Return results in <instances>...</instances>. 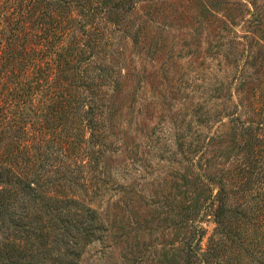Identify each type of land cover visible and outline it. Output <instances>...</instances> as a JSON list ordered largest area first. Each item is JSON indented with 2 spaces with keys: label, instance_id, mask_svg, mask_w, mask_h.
Masks as SVG:
<instances>
[{
  "label": "trees",
  "instance_id": "obj_1",
  "mask_svg": "<svg viewBox=\"0 0 264 264\" xmlns=\"http://www.w3.org/2000/svg\"><path fill=\"white\" fill-rule=\"evenodd\" d=\"M139 1L0 0V264H76L96 238L110 58ZM233 121L242 151L209 202L192 197L174 220L193 228L167 264H264V124ZM210 207L203 248L196 216Z\"/></svg>",
  "mask_w": 264,
  "mask_h": 264
},
{
  "label": "rangeland",
  "instance_id": "obj_2",
  "mask_svg": "<svg viewBox=\"0 0 264 264\" xmlns=\"http://www.w3.org/2000/svg\"><path fill=\"white\" fill-rule=\"evenodd\" d=\"M128 19L110 58L105 183L89 204L100 230L76 264H167L193 228L174 220L192 197L209 202L242 151L233 119L264 124V0H140ZM213 209L196 216L203 248Z\"/></svg>",
  "mask_w": 264,
  "mask_h": 264
}]
</instances>
